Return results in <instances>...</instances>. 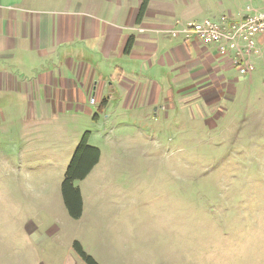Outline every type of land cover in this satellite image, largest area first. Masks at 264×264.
Returning a JSON list of instances; mask_svg holds the SVG:
<instances>
[{"label":"rangeland","instance_id":"rangeland-1","mask_svg":"<svg viewBox=\"0 0 264 264\" xmlns=\"http://www.w3.org/2000/svg\"><path fill=\"white\" fill-rule=\"evenodd\" d=\"M250 77L208 120L34 117L0 89V264H87L75 240L100 264H264V65ZM82 130L101 156L73 218L61 186Z\"/></svg>","mask_w":264,"mask_h":264},{"label":"crops","instance_id":"crops-1","mask_svg":"<svg viewBox=\"0 0 264 264\" xmlns=\"http://www.w3.org/2000/svg\"><path fill=\"white\" fill-rule=\"evenodd\" d=\"M143 3L0 0V89L25 97L34 117L97 108L131 110L143 122L158 121L162 110L166 119L173 111L210 119L250 76L238 74L216 45L171 31L206 17L260 13L264 0H147L142 9ZM257 41L262 53L251 57L256 69L264 65V36Z\"/></svg>","mask_w":264,"mask_h":264},{"label":"built area","instance_id":"built-area-1","mask_svg":"<svg viewBox=\"0 0 264 264\" xmlns=\"http://www.w3.org/2000/svg\"><path fill=\"white\" fill-rule=\"evenodd\" d=\"M173 36L196 38L206 44H214L222 55H230L238 74L251 76L256 69L252 56L260 55L262 48L257 37L264 36V11L246 15L238 20L228 15L206 17L198 21L181 23L171 31ZM92 103L95 97L90 98Z\"/></svg>","mask_w":264,"mask_h":264},{"label":"trees","instance_id":"trees-1","mask_svg":"<svg viewBox=\"0 0 264 264\" xmlns=\"http://www.w3.org/2000/svg\"><path fill=\"white\" fill-rule=\"evenodd\" d=\"M146 2L147 0H144L142 9L145 7ZM131 44L132 39L129 40L126 50L130 49ZM96 117L97 115H95ZM89 139L90 131H85L67 167L61 186L64 203L68 213L73 218H80L84 208L82 191L75 185V182L86 178L100 161V148L90 144ZM74 247L87 264H100L83 249L78 240L74 241Z\"/></svg>","mask_w":264,"mask_h":264}]
</instances>
